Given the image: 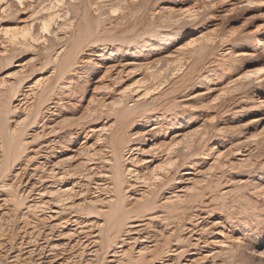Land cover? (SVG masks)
<instances>
[{
    "label": "rangeland",
    "instance_id": "obj_1",
    "mask_svg": "<svg viewBox=\"0 0 264 264\" xmlns=\"http://www.w3.org/2000/svg\"><path fill=\"white\" fill-rule=\"evenodd\" d=\"M23 1L0 0V182L14 181L0 190V264L23 235L16 189L33 184L28 202L80 192L37 211L39 227L75 215L92 240L127 239L116 219L138 218L149 250L126 241L112 264H264V0ZM94 248H68L67 264H108Z\"/></svg>",
    "mask_w": 264,
    "mask_h": 264
},
{
    "label": "bare ground",
    "instance_id": "obj_2",
    "mask_svg": "<svg viewBox=\"0 0 264 264\" xmlns=\"http://www.w3.org/2000/svg\"><path fill=\"white\" fill-rule=\"evenodd\" d=\"M19 1H20V4L22 2H24L23 0H19ZM59 1H63V0H59ZM249 3L251 5L256 3L254 5H257L256 0H249ZM47 17H48V15H47ZM40 21L42 23L43 28L45 26H47L48 30H50L51 23L49 22L48 18L43 16ZM34 37L35 36H33V38ZM257 40L259 42V45L257 46V48H263L264 47V40L262 38H258ZM243 54H246V53H243ZM250 74H252V72H250ZM88 132H90L92 134H96V133H99L101 131L97 127L90 126ZM179 135L180 134L177 133L175 135V137L179 136ZM101 142L102 141H100L99 144ZM179 143L180 142L177 141L174 144L176 145ZM133 149H138V147L130 148V152H133L132 151ZM115 153H116V151H115ZM18 156L20 157V153L18 154ZM107 160H109V162H111L110 158ZM152 160L153 159H150V160L147 159L146 162H151ZM45 163L46 162H44V164ZM58 167H59L58 165L54 164L53 166H51L49 168L47 167L45 169L48 170L49 174H53V173L56 174L59 172V170L57 172ZM157 170H161V167L158 166ZM172 171L176 174L175 168H173ZM128 172L132 174L133 172H136V170L130 168L128 170ZM18 174H19V172L16 174L17 176L15 175L16 176L15 179H17L19 181V185H20L21 181L18 177L19 176ZM133 174L135 175V179L137 181L140 180L143 182L146 180L145 176L144 177L141 175L139 176V174L137 172L133 173ZM175 174H174V176H175ZM183 174H188V171H184L182 173V175ZM100 176L102 178L101 180H106V179L112 178L111 175L107 174V173H104ZM168 177L169 176H167L166 179ZM61 178H64V174L58 177V179H61ZM154 178H155L156 182L163 180V177H160L159 175H155ZM174 178L175 177H172L169 180H173ZM176 181L180 182L181 180L178 179ZM13 182L11 184L6 183L5 181L0 182V190L2 191V190H7L9 188H13L14 187ZM105 182H108V181L106 180ZM101 185L102 184L99 183V185L97 186V188H98L97 190H99V191L101 190ZM73 186L61 188V190H60V192L62 193L61 196H63L64 199H59V200H55V201H51V199H48V200L45 199V196L47 194L46 190L42 191V192H38L37 194H39V196L38 197L34 196L33 198L29 199L30 202L26 201L28 199V195H29V198L33 196L32 193H33L34 184L31 186V189H29V191L27 192L26 195H24L26 189H24L23 191H21V189H16L18 196H19V201H20L19 206L20 205L24 206L27 210L22 211V212H16V213H19V216H18L19 221L24 222V225L21 227L22 229H20V232H22L23 235L20 236L21 241L19 243H16L15 246L12 245V248L16 249L18 251V253L16 255L11 256V260L9 262H13L14 264H67L69 262V259L65 258V256H67L68 248L71 249L70 250V252H71L72 250H75L77 245H80L83 247H88V250L86 252L88 255H92L97 250L94 247L98 246V245H102V249L105 251V253L109 254V256H111L107 260V263L112 264L115 262L117 263V261L119 262V260H118L119 255L127 254V251L129 249L127 250V249L122 248L123 246H125L126 241L128 244L135 246L141 240L140 241L141 244L139 243V245H142V244L144 245V243H142V242H146V239L142 238V236H139V232L143 229L142 228L143 224L140 222H137L138 218H135V219H133V218L116 219L115 224H118L119 226L125 225L126 226V230H125L126 234H132V235H129L127 237V239L121 238L119 236V233L121 232V230H119L114 235L112 234L108 239L101 238V239H99L100 241L98 239H94V240H96V241H94V240H92V236H97V235H93L94 231L91 232L90 230H92L91 223L93 226H95V224L93 222L80 220L79 218H76L75 215H72L71 217L67 218L65 221H63V224L58 223V225H52L49 223V226L47 228L45 226L39 227L41 225V220L37 219L38 217L36 215V212L37 211H40V212L45 211L46 212V211H48V208L50 207L51 209H49V212L52 211L54 213V212H57L56 210H54V207H59L62 204L69 205L70 203H72L74 201V200H72V198H76L80 193L77 190L74 191ZM79 187L82 188L83 186H79ZM179 191H183V189L181 188ZM180 198L181 197L178 193H173L164 202L174 203L175 201L177 202ZM107 202H108V205H110V206L119 205V204H117V202H115V199L113 197L111 199H109ZM52 212L51 213H45V214L47 215L48 218L55 220L56 216L54 214H52ZM198 216H199V214H198ZM58 227H62L61 230L58 231ZM65 229H68V232L65 233L64 232ZM218 232H220V231H218ZM60 235L62 237H59V238H66L68 240V242L62 244L60 242L54 241V240H56V239H54V238H56L55 236H60ZM198 239H200V238H198ZM74 241H75V243L72 244V242H74ZM221 245H222V247H224L226 244L222 243ZM113 246H116V247H113ZM150 246L151 245L145 244L143 247L140 248L139 251H137L138 254L140 256H143V254H146V251H147L146 248L148 249V248H150ZM116 248H122V249L119 250ZM130 250H132V249H130ZM120 252H121V254H120ZM73 256H74V254H73ZM70 259H72V258L70 257ZM60 260H61V262H60Z\"/></svg>",
    "mask_w": 264,
    "mask_h": 264
},
{
    "label": "snow or ice",
    "instance_id": "obj_3",
    "mask_svg": "<svg viewBox=\"0 0 264 264\" xmlns=\"http://www.w3.org/2000/svg\"><path fill=\"white\" fill-rule=\"evenodd\" d=\"M43 31H45V32H47L48 31V27L47 26H45L43 29H42ZM24 35L25 36H27L28 35V33L27 32H25L24 33ZM261 71H264V69H262ZM251 75H253V74H248V76H246V77H244V78H249Z\"/></svg>",
    "mask_w": 264,
    "mask_h": 264
}]
</instances>
